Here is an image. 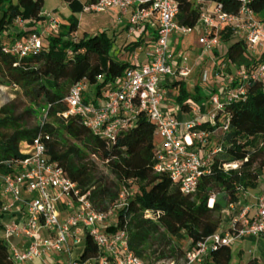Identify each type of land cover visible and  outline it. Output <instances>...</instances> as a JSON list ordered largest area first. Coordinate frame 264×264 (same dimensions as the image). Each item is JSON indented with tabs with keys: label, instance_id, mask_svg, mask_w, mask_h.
<instances>
[{
	"label": "trees",
	"instance_id": "1",
	"mask_svg": "<svg viewBox=\"0 0 264 264\" xmlns=\"http://www.w3.org/2000/svg\"><path fill=\"white\" fill-rule=\"evenodd\" d=\"M60 1L72 12L68 26L60 23L57 35L42 36V48L37 54L14 58L3 50L37 32H15L14 21H31L27 25L29 29L37 26L44 21V0H0V75L9 86L18 88L30 104L31 109L25 114L44 113L50 120L27 129L20 124L22 118L15 117L13 109L0 110V174H11L18 169L25 159L19 152L22 143L31 144L37 137L47 136L49 140H43V159L57 164L65 177L76 184L80 194L87 195L96 211H109L127 193L124 205L116 211V227L110 230L126 232L128 249L135 257L147 264L183 260L187 251L222 229L223 212L239 203L242 192L257 189L264 176V80L248 83L244 100L225 104L224 110L216 114L214 126L201 127L210 133L204 148L215 143L222 151L209 160L195 193L185 196L167 174L155 173L157 129L143 113L136 116L132 128L120 133L112 143L94 136L80 118H62L69 110L66 99L75 85L85 83L89 89L94 88L93 96L98 98L104 88L124 78L135 66L115 56L114 44L104 34L84 36L78 42L70 39L78 24L73 13L83 12L84 7L96 4L97 0ZM173 1L178 6L176 23L191 29L199 23L198 3L221 5L230 15H236L240 9L236 0ZM249 7L257 18L264 19V0H251ZM152 39L155 41V35ZM220 42L227 47L220 59L229 74L233 75L230 72L233 68L250 74L264 63V51L258 55L264 49L251 52L228 28L221 33ZM125 49L133 52L135 47ZM173 88L177 95L170 92L168 99H174L182 112L188 111L191 104L207 100L199 85L194 88L195 95L185 90L183 81L175 83ZM213 94L217 91L213 90ZM92 99L87 93L83 95L85 103ZM222 118L228 122L226 132L219 131ZM96 161L105 166L112 180L99 171ZM226 166L236 168L226 169ZM134 184L138 186L136 189H132ZM212 198L213 206L209 208ZM1 202L0 198V205ZM3 220L0 215V233ZM173 239L186 240L188 248L182 251L172 243ZM96 254V247L86 239L77 258L86 260ZM230 262V247L221 246L210 252L202 264ZM0 264H14L1 235Z\"/></svg>",
	"mask_w": 264,
	"mask_h": 264
},
{
	"label": "built area",
	"instance_id": "2",
	"mask_svg": "<svg viewBox=\"0 0 264 264\" xmlns=\"http://www.w3.org/2000/svg\"><path fill=\"white\" fill-rule=\"evenodd\" d=\"M236 1L240 5L236 15L224 12L218 4L198 3L200 18L195 29L176 23L178 6L173 0H97L96 4L84 7L86 14H110L118 10L125 16L131 11L127 34L140 35L148 23H154L156 40L145 54V65L127 72L124 78L104 88L100 97L91 96L94 98L91 102L83 101L89 87L85 83L75 85L66 99L69 110L62 118L78 117L94 136L112 143L120 133L132 128L136 116L143 113L156 126L157 136L161 139L155 152V173L167 174L183 195L195 193L209 160L221 153L222 148L217 144L204 148L209 143L210 133L199 130L198 120L183 123L169 112L171 109L166 103L170 100L163 88L167 79L186 80L190 75V70L180 62L169 42L175 35L186 38L198 30V44L203 54H210L220 46L221 33L228 28L251 52L264 49V19L253 13L249 7L251 0ZM43 16L45 23L41 32L29 33L3 51L14 58L37 54L42 48V36L57 35L60 27L56 15ZM30 22L17 19L15 29L20 32ZM212 77L224 79L222 91L217 94L206 87ZM260 80H264V63L250 74L235 68L232 75L225 65L218 64L214 65L212 74L203 71L200 84L206 102L213 109L211 126L215 125L216 114L224 110L225 104L244 100L246 85ZM220 125L219 131L226 132L228 122L222 118ZM43 140L49 138L39 136L31 144L22 143L19 152L25 159L18 169L11 174H0V215L9 218L3 223L0 235L11 261L28 264L47 255H71L74 249L84 247L89 239L96 247L95 257L63 259V264H147L129 251L124 230H110L116 227V211L124 205V194L109 211H96L87 195L80 194L76 184L65 177L57 164L43 159ZM228 168L236 166H226ZM213 202L214 198L209 201V208ZM255 203L254 217L248 218L242 212L226 229L222 227L204 243L187 251L183 260L156 264H202L210 252L221 246L230 247L238 239L264 237V194L258 196ZM15 239H22L25 244L18 247L13 244Z\"/></svg>",
	"mask_w": 264,
	"mask_h": 264
},
{
	"label": "crops",
	"instance_id": "3",
	"mask_svg": "<svg viewBox=\"0 0 264 264\" xmlns=\"http://www.w3.org/2000/svg\"><path fill=\"white\" fill-rule=\"evenodd\" d=\"M109 15L115 16L116 23L119 25H122L124 21H126V27L129 23L131 11H129L125 16H121L120 12L118 10H115L113 13H110ZM44 17V16H43ZM45 23V20L41 23H38V26H33L30 29L27 28V25H25L24 29L20 31H27V30H33L37 32H41V29ZM154 23H148L142 33L137 36H129L126 31V36L131 39V41H126L127 43L123 48H117L115 46V56L118 57L119 60L127 62L135 66V69L138 68L141 65H145L147 60L145 57L146 52L150 49L151 45L155 42L153 41V35L156 37V27H154ZM197 31V32H196ZM192 35H194V38L191 39L192 41H187V38H182L180 36H173L170 39V48L174 52V54L177 56V53L181 51L185 54H192V43L197 46V49L195 50L198 53H193L194 55V65L192 68H189L187 64L185 63V66L190 70V75L187 79L192 78V83L197 80V83H194V88L196 85H199L202 89V85L200 84V77L201 73L205 71V68L202 64L203 60H207L209 62H212L213 65L218 64V61L220 58L224 57L226 53V46L223 45L220 42V46L214 50L210 54H203L199 44H198V38L200 36V32L196 30ZM15 32H19L18 30ZM191 36V35H190ZM156 40V39H155ZM127 46L135 47L133 52H131V56H122L119 54L117 55L119 51L126 50L125 48ZM225 47V48H224ZM127 51V50H126ZM117 52V53H116ZM129 52V51H128ZM215 52L218 53V56L215 55ZM121 56V57H120ZM178 65L180 64L179 61L177 62ZM231 70V71H230ZM229 71L235 74V69H230ZM185 80V79H184ZM179 81L183 80H176L173 81L171 79H167L166 84L164 85V90L166 91L167 95L171 92L176 91L174 87L175 83H178ZM95 93L94 88L89 89L88 91V97L91 98L93 96L92 94ZM204 94V93H202ZM205 96V95H204ZM174 103V102H172ZM191 104V103H190ZM166 106L169 110V112L174 113V117L183 123L188 122L190 120L197 119L199 123V130H201V127L203 125L211 126L210 124V116L212 115L213 109L212 107L206 102L203 101L198 104H191L190 109L186 112H182L180 108L177 105L170 104V102L166 103ZM175 106V107H172ZM174 108V109H173ZM215 143H212L213 145ZM21 148V145L19 149ZM264 194V176H262L258 182L257 189L253 191H246L242 192V195L240 197V201L238 204L233 205L232 207H229L225 213L227 214V219L225 220V225H223V228H227L230 221L241 215L242 212H245L247 214L248 218H252L256 215L257 209H256V203L255 200L258 196ZM231 213V214H230ZM235 213V214H234ZM231 215V216H230ZM8 217H5L3 220V223L8 221ZM13 244L22 247L25 244V241L22 239H15L13 240ZM234 248V251L232 249ZM84 247L80 249H74L71 253V255H47L40 258L35 259L31 263L28 264H63V259L66 260L63 257H66L67 259L75 260L80 252L82 251ZM231 250V261L233 259V256L235 257L237 264H247L249 262L255 261L256 264H264V237L257 238V239H250V238H243L238 239L233 242V244L230 246ZM231 263V262H230Z\"/></svg>",
	"mask_w": 264,
	"mask_h": 264
},
{
	"label": "rangeland",
	"instance_id": "4",
	"mask_svg": "<svg viewBox=\"0 0 264 264\" xmlns=\"http://www.w3.org/2000/svg\"><path fill=\"white\" fill-rule=\"evenodd\" d=\"M43 14L45 15V17H47L48 15H56L61 25L64 24L65 26H68L67 19L72 15V12H70V10L68 9L67 4L61 2L60 0H44ZM73 15L78 22L77 31L70 37V39L74 42H78L84 36L95 37V36H99L102 34H104L106 38H108L109 40L113 42L114 48L115 46L117 48H120V47L123 48L125 44L127 43L126 41H131V39L126 36V32H125V27L127 24L126 21H124L122 25H119L116 23L115 16H111L109 14H95V13L86 14L83 12H76V13H73ZM15 30L17 31V29ZM186 38H187V41L189 40L192 41L191 39L194 38V35L188 36ZM196 49H197V46L192 43V51H193L192 54L191 53L185 54L179 51L177 53V57L179 58L180 62L186 63L189 68H192L194 65V60H195L193 53H198L195 51ZM262 51L264 50H260L258 52V55H260ZM119 54L127 57L128 55L131 56L132 53L126 50L124 51L121 50L118 52L117 55L119 56ZM218 63H219V66L223 64L221 59L218 61ZM202 64L206 71H208L210 74L213 73L214 65L212 62L203 60ZM197 80H195L194 83H197ZM223 80H224L223 78H219V77L213 78L212 77L209 80V82L206 84L207 85L206 87L211 88L215 91L221 92L222 91L221 87L224 82ZM183 83L185 86V90L188 93L195 95L194 85H192L194 84L192 83V78L183 80ZM202 89H200L201 93H203ZM172 95L176 96L177 91H174ZM168 96L170 97L169 94ZM169 100L172 103L174 99L170 98ZM4 107H10L11 109H13L15 117L22 118L20 124L23 125V127L27 129L35 128L44 121L48 123L50 122V120H47L44 113H37L36 116L25 114L26 111L31 109L30 104L22 96V93L18 88L9 86L6 83V81L2 79L0 75V110ZM160 142H161V139L157 137L156 144L159 145ZM97 164L99 167V171L104 173V175L108 176L109 179L112 180V177L106 171L105 166L99 162H97ZM137 187H138L137 184H134L132 186V189H136ZM126 195L127 193L125 192L124 197H126ZM226 219H227V214L223 212L222 217H221L222 226L225 225ZM110 222L113 223L114 221L111 220ZM115 224H116V220H115ZM172 243L176 245L177 247H179L180 249H182V251H185L189 246V243L186 242V240L173 239ZM232 249L234 251L233 247ZM63 258L67 260L66 257H63ZM253 262L254 264H256L255 261ZM230 264H237V261L234 256Z\"/></svg>",
	"mask_w": 264,
	"mask_h": 264
}]
</instances>
